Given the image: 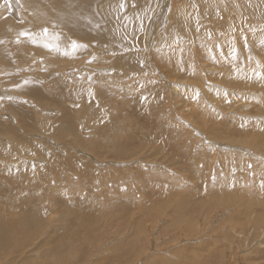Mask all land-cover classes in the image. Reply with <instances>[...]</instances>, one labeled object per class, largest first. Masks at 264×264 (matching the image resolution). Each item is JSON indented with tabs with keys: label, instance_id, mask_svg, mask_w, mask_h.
Instances as JSON below:
<instances>
[{
	"label": "rangeland",
	"instance_id": "374dc122",
	"mask_svg": "<svg viewBox=\"0 0 264 264\" xmlns=\"http://www.w3.org/2000/svg\"><path fill=\"white\" fill-rule=\"evenodd\" d=\"M3 1L5 0L0 2ZM152 3L155 4L152 5L153 7L156 6L157 0ZM175 4L179 6L178 3ZM151 14H148L146 20L139 22L142 28L136 35L132 36V39L129 38L130 40H128L134 43L135 48H133L132 53L138 58L139 66L146 73L145 76L139 77L140 83L133 89H129V92H123L124 88L121 87H119V91L117 89L109 90V86H104L106 83L104 77L107 75L104 72L97 73L95 69L90 67L95 76L99 74L102 76L99 79L100 84L106 89L100 88V90L105 89V91H97L96 96L94 94L88 95L87 90H98V87L92 86L90 77L87 79L79 78L81 82L78 83L82 86H76L84 91L82 94L88 96L86 101L77 99L75 102L82 101L81 107L83 105L94 107L100 115L107 113L128 114L132 112V108L137 110L139 106L143 107L146 113L150 109L152 116L148 115L152 117L153 120L151 121L155 122V126L159 124V130L154 129L152 124H136L135 127L133 126L135 135L139 136L141 132L147 134L146 139L142 140L145 145L144 149L127 147V151H130L125 154L123 150L126 151V149L122 147L121 154L118 153L120 156L115 157V160L107 158L106 161L101 162L105 166H100V164L90 160L89 153L86 151L85 155L80 154L83 157L78 156V153L68 146L71 143L68 137H72V134L67 136V133L62 136L56 133L54 137L60 139L58 144H65L61 146H64L66 151L69 150V154L72 153L68 161H60L63 155L54 148L52 142L36 137L41 145L51 149L49 151L53 153L51 154L55 158L48 156L51 154L45 150H42V153L48 159H52V162L56 161V170L50 172L44 163L46 160L43 161L44 158L35 157V153L26 155L23 160H18L14 155L13 160L7 163L14 167H8L6 169L8 171L2 170L3 166L0 167V217L3 224L12 227L13 225H20L22 222L19 220L25 219L26 216H32L31 220H33L38 216L34 202L42 198L50 201L51 205L46 208V212L42 213L43 221L37 227L33 226L28 229L30 231L28 236L26 233V235L19 233L13 235L12 243L17 247L12 249L0 248V264H60V262H64V264H106L103 261L110 260L111 254L108 249L115 248V246L119 247L121 245L119 244L120 237H131L135 233L136 227L139 228V226H135V222L140 221L147 214L143 212L149 210L155 212L154 215L145 216L144 223L141 224L142 232L135 237L138 243L140 241V247L133 249L135 252L132 259L125 260V262L118 261L117 264H264V153H259L262 156H256L259 150L258 146L262 144L264 147V123H252L251 121L247 123L244 118L241 119L240 117L247 114L253 117L264 115V96L262 97V105L255 97L240 96L241 91L239 89L242 88L230 83L228 77L230 74L227 76L223 72L224 76L221 78L223 80L219 79L218 85L214 82L216 86H201L202 80L199 75H188L187 70L182 66L187 60L177 64L175 58L169 57V53L176 55L178 51L186 47L181 57L183 59L192 57L193 63H191L197 73L203 68L209 70L210 73L216 72L219 70L218 63L215 58L205 59L207 53L204 51L207 48L190 44L189 38L184 37L183 33L163 40V50L167 55L165 58L162 55H160L162 58L159 57L156 51L160 44L156 42L160 40V36H164L163 29L170 22L172 24V18L170 22L159 23L158 21L156 24L160 34L153 37V43L156 45H154L155 51L152 54L156 59L155 62L158 61L157 66L160 68L159 70L155 68L152 62L150 63L146 51L143 55H139L147 47L145 32H150L147 24L150 22ZM241 14L244 12L237 11L234 14L237 16L233 21L236 22L234 24L225 18L221 29L229 25L228 28L226 27L228 30L222 32L247 31L241 36L243 38L240 43H234V45L245 47L243 40L249 38L251 30L247 28L249 18L247 19ZM203 23L205 24L204 27L209 26L205 21ZM242 25L244 28H241ZM211 27L213 25H210L209 29ZM262 31L264 34V29ZM200 32L207 31L202 30ZM212 32H215L213 28ZM254 34H256V39L261 40L264 44V35L259 36L256 32ZM5 42L6 47L9 48L12 45L17 54H19L18 49L21 50L22 55L27 51L21 47L17 49L12 36L5 38ZM204 43L208 46L213 44L211 40ZM249 43L255 44L253 40H250ZM17 45L20 44L17 43ZM162 46L160 47L162 48ZM173 47H177V49ZM259 52L264 64V51ZM93 59L94 55L92 54V61ZM169 59L172 61L170 67ZM226 61L225 63L223 61L222 67L228 68L229 73L233 68V72L250 73L253 76L262 75L261 73L256 74L249 63L243 69L237 60L229 61L227 59ZM98 64V68L101 67ZM176 64L184 69L183 73L178 74ZM252 64L255 66L253 62ZM71 70L76 74L75 68H70L69 71ZM20 71L28 74L27 71L23 70V67ZM111 71L109 70V75H111ZM210 73L207 72V75L210 76ZM22 77L23 79L20 81L25 79L31 81L25 75ZM167 79L185 85L188 83L187 85L190 84L194 87L199 85L200 89L203 88L208 94L215 87L220 88L223 91V97L215 98L211 92L212 98L209 96L207 100L205 98L199 100L197 99V91L195 93L194 91H187L188 98H185L181 93H173L171 83H168ZM7 80L9 79L6 77L1 78V85L4 81L6 84ZM69 80L72 81L73 79L69 78ZM85 80L88 83H85ZM240 80L245 81V77H241ZM34 81L38 84L42 83L38 80ZM134 82L133 80H124L122 83L127 87ZM46 86L44 87L46 88ZM253 86L250 85V88L253 89ZM16 87L17 85L14 88ZM229 90L235 95H231ZM253 90H263L264 93L263 87H257ZM117 94H121L123 97L117 96ZM226 95H230V98L227 99ZM246 96L248 95L246 94ZM26 97L35 100L31 95ZM15 100L14 98L10 99L14 104L25 105L23 101ZM135 100L138 101V104L135 103L137 102ZM108 101L117 104V109H110V106H106L105 103ZM123 102L126 105H122ZM50 105L53 107L52 103ZM50 105L47 104V106L42 107L44 114L37 116L35 121L38 119L45 120L46 115H50V120H61L59 112L54 111ZM216 106L217 111L215 110ZM27 107L30 108V106ZM81 107L69 108V110L76 112ZM46 108L48 110L45 111ZM21 109L25 113L28 111L27 113L32 115L31 118L36 116L35 112L37 111L25 107H21ZM224 110H233L235 113L229 115ZM209 111H215L216 114ZM3 112L9 114L4 115L8 120L0 118L4 122L9 121L7 123L12 124L13 120L10 118V113L5 110ZM39 113L37 112V114ZM99 122H101L99 124L102 129L108 125L105 118ZM44 126L47 128L46 130H50L51 124ZM15 127L17 126L13 127L12 125L6 130H0V137L11 134L17 138L11 144H20L22 140L25 142L35 139L31 135L24 136ZM35 129L33 127L31 134L37 133V131L35 133ZM80 129L82 127L77 128L76 131L80 132ZM94 129L99 131L100 128ZM202 133L213 139L211 141L214 144L205 140ZM149 134H154L157 137L151 140ZM2 139H0V158H9L11 157L9 155L12 150L11 144L8 141H2ZM149 141L157 143L148 144ZM215 141L220 143L216 144ZM36 144L34 143V145ZM259 152L261 151L259 150ZM91 154L94 156L93 153ZM150 154L153 156L146 157L142 162L136 159L142 155L150 156ZM33 160H39L36 167L32 165ZM258 161H261L262 165L258 164ZM23 168L32 170L35 176L29 181H24L22 186L18 187V178L25 172ZM39 172L44 173L39 174ZM36 182H39L37 184L42 182L45 184L43 185V187L45 186L43 193L41 191V194H38L37 190H32ZM33 199L34 201L30 202ZM24 200L28 202L25 209L20 205ZM123 205H129L128 209H125ZM52 207L54 210L56 209L54 214L49 211ZM176 210L179 212L178 215H181V219H176ZM80 211L83 212V217L85 215L90 219L101 217L103 221L99 220L98 224L94 222L95 225H90L89 221L87 224L81 223L79 217L82 216L77 215ZM118 214H120L118 220L112 218L113 215ZM38 217L40 218V216ZM7 220L8 224L6 223ZM111 222H115L112 227L108 225ZM119 230H122L121 234L118 237H112L111 234ZM19 231L16 230L14 233ZM95 231L98 232V235ZM93 241L97 244V248L92 250L94 253L89 249L90 246L89 248L87 246L88 244L92 247L91 242ZM98 247L100 248L99 253L97 252ZM122 248L127 249L126 247ZM89 252H92L94 256L91 257ZM85 256H89V261H84Z\"/></svg>",
	"mask_w": 264,
	"mask_h": 264
},
{
	"label": "bare ground",
	"instance_id": "6f19581e",
	"mask_svg": "<svg viewBox=\"0 0 264 264\" xmlns=\"http://www.w3.org/2000/svg\"><path fill=\"white\" fill-rule=\"evenodd\" d=\"M153 1L154 0H9V2L7 3L5 1H3L2 3L0 2V117L4 119V115L8 114L3 112L5 110L10 113V118H12L13 120V123L9 124L7 123L9 121L4 122L2 118H0V130H6L12 125L13 127L16 125L17 127L15 128H18L21 133L24 134V136L31 135V137L35 138L30 139V141L26 140L25 142L21 139L22 141L20 144H11L13 141H16L17 138L13 137L11 134H8V136L0 137V139L4 138L2 139V141H8L11 144L10 146L12 148L11 153L9 154L11 155V157L0 158V167L3 166L2 170H6L8 167H14L7 164L9 161L13 160L12 158L14 155L18 158V160H23L26 155L29 156L34 153L36 154L35 157L40 159L44 158L43 161L46 160L44 163L46 164V168L50 170V172L51 170H56V161L52 162V159H48L42 153V150H45L48 153L50 152L51 154L52 152L49 151L51 149H49L47 146L45 147L41 145L40 141L36 140L37 138H43L48 142H52V144H54V148H56L58 152L63 155V159L61 158L60 161H68L72 153L70 152L69 154V150L66 151L64 149V146H61L65 144H58L60 139L58 140L56 136L54 137L56 133L58 135L60 134L59 136H62L65 133H67V136L69 134H72V137H68L71 143L68 144L66 142L68 146L74 149L76 153H78V156L83 157V155L80 154H84L85 151L88 152V157L90 158V160L100 164V166H105L101 162L106 161L107 158L115 160V157L120 156L119 154H121V150H123L122 147L125 149L127 147H131V149L133 147L144 149L145 145L143 144L144 142L142 143V140L146 139L147 134L141 132L139 133V136L135 135V133H133V126L135 127L136 124L139 125L141 123L152 124L153 128L158 131L159 124L155 126V122L151 121L153 119L152 117H150L152 116L150 109L146 113L144 108H141L139 106L137 110H133L132 108V112L128 114L120 115L119 113H117L118 115H115L107 113L105 114V116L103 114H98V110L94 107L92 108L86 105H83L81 107L80 103L82 104V101H86L88 95L94 94L96 96L97 91H105L106 89L100 84L99 79L102 78V76L100 74L98 76H95L93 74V71H91L92 69H95L97 73L104 72L107 75L106 77H104L106 79V81L104 80L106 83L103 84L104 86H109V90H118L119 87H121L124 88L123 92H129V89H133L137 84L140 83L139 77L145 76L146 73L143 68L139 66L138 58L135 57L132 53L133 48H135L133 46L134 43L128 40H130L129 38L132 39V36L136 35L137 32H139V30L142 28V25L140 26L139 22L146 20L145 18H148L151 13L152 14L150 22L147 24L148 27L146 26L150 30V32H145V43L147 47L144 51L142 50L139 55H143L146 51L147 55H149L148 59L150 58V63L152 62L155 68L159 70L160 67L158 68L157 66L158 61L155 62L156 59H154V56L152 54L153 51H155L154 45H156L153 43V37L157 36V34H160L158 30L159 28L156 26V24L158 21L159 23L170 22V19L172 18V24L170 22V24L165 25L163 29L164 36H160V40H158L156 43L162 46L164 44L163 40L167 38L170 39L171 36L175 37L179 33H183L184 37L189 38L190 44H194L202 48H207L204 51L207 53L205 59L215 58L219 66V70L221 71H211L212 73H210L209 70L203 68L205 70L200 69L197 73L192 65L193 58L189 57L187 59H183L181 57V54L185 52L186 47H184L183 50L178 51L176 55H171L169 53L170 58H175L177 64L178 62L187 60L186 62L184 61L185 63L182 66L185 67L184 69L187 70L188 75H199L202 80L201 86H216L219 84V79L223 80L221 78L224 75L228 76L230 74L228 76L229 82L242 88L239 89L241 91L239 94L240 96L255 97L258 99L259 104H263V90L254 91L253 89L257 87L264 88V64L259 52L264 51V44L261 40H257L256 34H254V32H256L259 36L264 35L262 34V29H264V0H157V4L154 7L152 6L154 4L152 3ZM175 3H178L179 6H177ZM237 11L244 12V14L241 15L245 16L247 19L249 18V24L247 23V28H250L251 31L249 38H244L243 40V42L245 43V47L234 45V43H240L243 38L241 36L244 35L247 31L241 32L239 30L240 32L234 33L230 31L222 32L223 30L227 31L229 25H227L228 27L226 26L227 28L223 27V29H221L222 24H224L225 22H223L225 18H227V20L229 19L233 24L236 23L233 21L237 17V14L234 15ZM167 19L169 20L167 21ZM204 21L209 26L213 25V27H211V29H209V26L204 27ZM212 28L215 30V32H212ZM241 28H244L243 25ZM202 30H205L207 32H200ZM9 36H12L13 42L17 49L20 47L23 50L27 49V51L23 55L20 49H18L19 54H17L16 51L14 52V48L12 45H10L9 48L6 47L5 38H8ZM208 40H211L213 42L211 46H208L204 43ZM250 40H253L255 44L251 45V43H249ZM17 43H19L20 45H17ZM160 46H158L156 54H159V57H161L160 55H162L165 58L167 54L165 55L164 53V47L162 46L161 48ZM173 48L177 49V47ZM92 54L94 55L93 61ZM227 59L229 61L237 60L238 63L242 65L243 69L246 68L247 63H249L253 67L256 74L261 73L262 75L253 76L250 73H238L236 71L233 72V68L229 73L228 68L222 67L223 61L225 63L227 62ZM171 62V59H169V67L171 66L170 64H172ZM252 62L256 67L252 64ZM97 63H99L98 65H100L101 67L98 68ZM177 64L175 67L178 74L181 72L183 73L184 69L177 66ZM22 67L23 70L28 72V74H24V72L22 73V71H20ZM90 67L92 69H90ZM70 68H75L76 74L72 70L69 71ZM109 70H112L111 75H109ZM207 72L210 73L209 75L213 77L210 78V76L207 75ZM222 72L224 73V75L222 74ZM24 75L31 81H27L26 79L20 81L21 79H23L22 76ZM3 77H6V79L9 80L6 81V84L5 81L2 82L3 85H1V78ZM89 77L92 81V86L98 87V90H90L88 88L89 90H87L86 92L88 95L82 94L84 93V91L80 90L77 87L78 85L82 86V84L78 83L81 82L79 78L87 79ZM241 77H245V81H241ZM69 78L73 80L70 81ZM33 79L41 81L42 83L40 82L41 84H38ZM124 80H133V82H135L132 85L125 87L122 83L124 82ZM86 81L87 80H85L84 82L88 83ZM167 82L171 83L173 93H181L185 98H188L187 91H194V93L197 91V99L199 100L200 98H205V100H207L209 96L212 98V95L215 98L223 97V91L220 88L215 87V89L210 90V93L208 94L206 93L207 91H205L203 88L200 89L199 85H195L196 87H194L190 86V84L187 85L188 83L185 85L184 83L171 81V79H167ZM214 82L216 83V85L214 84ZM53 84L54 87H52ZM15 85H17L16 88H14ZM45 85H47V89L44 87ZM250 85H254L253 89L250 88ZM48 86L50 87L48 88ZM102 87L105 89L100 90V88ZM229 91L231 95H235V93H231V90ZM246 94L248 96H246ZM27 95L33 96L35 100L26 97ZM118 95L121 94H117V96ZM10 97L16 100L23 101L25 105L14 104V102L10 101ZM121 97H123V95H121ZM226 97L228 99L230 98V95H226ZM77 99H81L82 101L77 103L75 102ZM152 99L154 100L153 96ZM124 102L126 103L127 101ZM124 102L122 103V105H126ZM50 103L53 104L54 108L50 105ZM135 103L138 104V101ZM47 104H49L54 111L59 112L61 117L60 121L55 119L50 120V115H46V117H44L45 120L36 119L37 121H35V118L37 116L39 117L40 114H44V109L42 107L47 106ZM105 104H107L106 106H110V109H117V104L113 102L108 101ZM27 106H30V108ZM79 106L81 107L79 111L72 112L69 110V108H77ZM21 107H25L27 109L34 110L40 113L37 114V112H35L36 116H33L31 118L30 116L32 115L28 114V111L25 113L21 109ZM46 110H48V108H46L45 111ZM215 110L217 111V106ZM225 111L229 115L235 113L233 110H224V112ZM209 112L216 114L215 111ZM240 117L241 119L244 118L247 123L250 121L252 123H264V115L253 117L247 114ZM102 118H105V121L108 124L103 129L99 124L101 123L99 121L102 120ZM5 119H7V117ZM46 124H51L50 130H46L47 128H45L46 126H44ZM33 127L36 128V134H31L33 133ZM79 127H82V129H80V132L83 131L82 133L76 131ZM94 128L100 129H98L99 131H97ZM75 131L77 134H74ZM149 137L151 140H154L157 136L152 134ZM204 137L205 140L213 143V141H211L213 139L205 135ZM215 142H217L216 144L220 143L219 141ZM34 143L37 144L34 145ZM151 143L157 142L149 141L148 144ZM258 149L261 152H259V150L258 153L255 152L257 154L256 156H262V154L259 155V153H264V147L262 146V144L261 146H258ZM63 150L65 153L63 152ZM123 151L126 154L130 150L127 151L126 149V151ZM90 152L93 153L94 156ZM52 154L48 156H53L52 158H55ZM152 156L153 154H150V156L142 155L136 159L142 162V160H144L146 157ZM260 162L261 161H258L257 163L262 165V163ZM38 163L39 160H33L32 165L36 167ZM154 164L156 166V163ZM137 167L140 168L139 166ZM23 169L25 170V172H23L24 175H21L18 178V187H21L24 181H29L30 178H33L35 176V173L33 174L32 170H29L27 168ZM40 173L44 172H39V174ZM91 174L93 175L94 173ZM54 177H56V175ZM37 183L39 182H36L34 184V188L32 190H37L36 192L38 194H41V191L42 193L44 191L45 186L43 187V185L45 184L43 182L41 184ZM33 201L34 199L32 201L30 200V202ZM26 203L28 202L24 200V202L22 201V203L20 204L23 209L28 206ZM50 203V201L43 198L35 201V210H37L38 216H40V218L36 216L35 218H33V221L31 220L32 216H26L25 219L19 220L20 222H22L20 225H13V227L6 224L4 225L2 218L0 217V248L7 247L12 249L14 247H17L16 245H14V243H12L13 239L11 238H13V235H17L16 233H19L24 235L27 234L28 236L30 234V231L28 229L33 226L37 227L43 221L41 215L42 213L47 211L46 208L51 205ZM123 207L125 209H128L129 205H123ZM55 210L53 207L49 209L51 213L55 212ZM82 213L83 212L80 211L77 215L82 216ZM143 213H147L145 216H149L150 214L154 215L155 212L149 210ZM178 213L179 212L176 210V219L180 218L181 216L178 215ZM119 215L120 214L115 216L113 215L112 218L114 217L113 219L118 220ZM145 216H143L140 221L138 220L135 222V226H139V228L136 227L137 229H135V233L132 232L133 235H130L131 237H120L121 239L119 240V244L121 245L119 247L115 246V248L108 249L111 251V254L109 256L110 260H105L103 262H106V264H117L118 261L125 262V260L133 258V253L135 252L133 251V249L140 247V241L138 243L135 237L142 232L141 224L144 223L143 221L145 220ZM86 217V215L84 217H79L81 223L87 224L89 221L90 225H95L94 222H97L98 224L99 220L103 221V218L101 217H98V219H90L88 217L87 219ZM105 222L108 223L107 221ZM6 223L8 224V220ZM108 225L112 227L115 225V222H111ZM16 226H18V229H16ZM16 230L20 231L14 233V231ZM121 231L122 230L112 233V237H118L121 234ZM96 233L98 235V232ZM91 244L92 247L91 245L87 244L88 248L90 246L89 249L91 251L97 248V244L94 241L91 242ZM122 247H126L127 249H123ZM99 251L100 248L97 250V252L99 253ZM92 252L94 253V251ZM92 252H89L91 257L93 255ZM84 261H89V256H85ZM60 264H64V262H60Z\"/></svg>",
	"mask_w": 264,
	"mask_h": 264
},
{
	"label": "snow or ice",
	"instance_id": "6c2138e0",
	"mask_svg": "<svg viewBox=\"0 0 264 264\" xmlns=\"http://www.w3.org/2000/svg\"><path fill=\"white\" fill-rule=\"evenodd\" d=\"M5 2H6V3L9 2V0H5Z\"/></svg>",
	"mask_w": 264,
	"mask_h": 264
}]
</instances>
